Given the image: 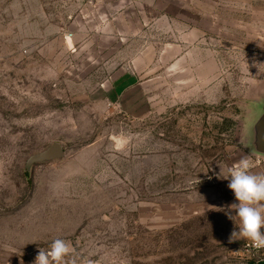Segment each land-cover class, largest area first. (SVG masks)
<instances>
[{"label":"rangeland","instance_id":"374dc122","mask_svg":"<svg viewBox=\"0 0 264 264\" xmlns=\"http://www.w3.org/2000/svg\"><path fill=\"white\" fill-rule=\"evenodd\" d=\"M263 98L264 0H0V264H258L217 174Z\"/></svg>","mask_w":264,"mask_h":264},{"label":"clouds","instance_id":"9594fccd","mask_svg":"<svg viewBox=\"0 0 264 264\" xmlns=\"http://www.w3.org/2000/svg\"><path fill=\"white\" fill-rule=\"evenodd\" d=\"M252 163L248 157L241 158L224 174L220 166L218 179H229L227 187L234 193L238 203H232L217 211H225L228 219L238 220V231H233L229 243L238 239L251 241L257 248H264V174H254L250 171ZM235 215H232V212ZM72 249L70 244L63 239L53 240L47 251L40 249L34 264H66ZM71 264H76L75 260Z\"/></svg>","mask_w":264,"mask_h":264},{"label":"water","instance_id":"95a60500","mask_svg":"<svg viewBox=\"0 0 264 264\" xmlns=\"http://www.w3.org/2000/svg\"><path fill=\"white\" fill-rule=\"evenodd\" d=\"M259 115L248 131L247 148L250 153L264 158V98L258 105ZM65 156L62 145L52 142L44 150L31 155L25 163V173H30L35 165L60 163Z\"/></svg>","mask_w":264,"mask_h":264},{"label":"built area","instance_id":"2783aa9c","mask_svg":"<svg viewBox=\"0 0 264 264\" xmlns=\"http://www.w3.org/2000/svg\"><path fill=\"white\" fill-rule=\"evenodd\" d=\"M246 251L256 259L258 264H264V248L255 247L251 241L245 243Z\"/></svg>","mask_w":264,"mask_h":264}]
</instances>
